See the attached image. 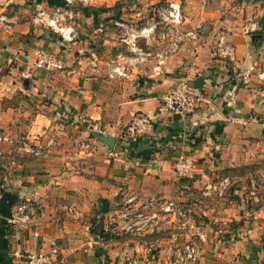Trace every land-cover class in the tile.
Here are the masks:
<instances>
[{"label":"crops","instance_id":"0c3cea01","mask_svg":"<svg viewBox=\"0 0 264 264\" xmlns=\"http://www.w3.org/2000/svg\"><path fill=\"white\" fill-rule=\"evenodd\" d=\"M57 1L0 0L11 24L0 25V137L10 139L0 142V209L21 199L31 205L30 220L19 227L0 214V264H25L28 251L48 253L50 264H121L125 239L147 243L137 264H176V252L191 240L199 252L186 264H264V83L241 77L264 49L261 32L251 30L263 24L264 0H180L183 27L198 40L169 56L161 73H153L150 60L132 67L127 79L103 68L126 52L116 22L144 24L153 18L152 5L165 0L72 6L83 55L31 22L36 8ZM222 37L234 46V58L214 50ZM38 49L60 54L64 70L32 67L27 59ZM95 57L101 64L94 71ZM181 77L201 89V107L182 117L162 112L130 140L134 117L155 113ZM18 135L42 150L21 148ZM181 152L198 164L193 178L175 174ZM224 178L231 184L221 202L205 185ZM254 180L258 202L249 193ZM164 200L181 206L184 226L112 233L121 227L112 218L122 208L162 214Z\"/></svg>","mask_w":264,"mask_h":264},{"label":"built area","instance_id":"2783aa9c","mask_svg":"<svg viewBox=\"0 0 264 264\" xmlns=\"http://www.w3.org/2000/svg\"><path fill=\"white\" fill-rule=\"evenodd\" d=\"M60 1L61 3L36 8L30 15L31 22L34 26L47 28L57 33L64 45L75 44L79 46L77 52L83 55L86 49L84 41L79 37L74 25L71 7L80 4L82 6L89 5L91 0ZM151 12H153V18L144 24L116 22L120 27L119 41L125 47L126 52L103 64L107 76L127 79L132 67L150 60L153 61V73L159 74L162 72L167 58L176 54L185 42L198 40L196 31L187 30L183 27L184 12L180 0H165L163 3H156L152 5ZM0 25L6 30H9L11 26L4 14H0ZM251 30H259L264 39V21L261 27H251ZM141 39L143 43H141ZM214 50L219 56L234 58V46L223 37L218 40ZM27 61L34 68H42L50 72L62 71L66 66V60L60 54L42 49L36 50L33 57L28 58ZM100 64L101 60L96 57L89 60V65L94 71L100 67ZM241 77L244 83L257 80L264 83V49L259 54L258 62L245 68ZM203 99L201 89L192 83L188 77H181L173 88L163 94V101L157 111L153 114H141L139 117H134L133 124L126 129V134L130 140L137 141L138 136L159 120L160 113L169 112L180 117L194 114L201 107ZM229 119L244 122L242 118L232 115L229 116ZM94 128L97 127L94 126ZM9 140L6 135L0 137V142H8ZM17 140L19 146L25 150L34 153H39L42 150L41 145L33 147L24 135H18ZM50 145L51 140L46 144V147ZM197 168L196 160L185 152H181L174 161V170L178 178H193ZM230 184L228 178L210 181L206 183L205 191L207 194L214 192L216 195L222 196L229 189ZM249 193L254 202L260 200L255 180L252 181V188ZM147 205L148 202L145 203L144 207ZM30 206L29 200H18L11 209L10 217L5 218L7 225L19 227L27 223L31 217ZM160 211L162 214L157 211L145 214L139 211H130L128 207H124L112 218L113 222L121 225L112 233L121 236L124 231L138 233L147 228L166 227L170 224L178 227L186 224V213L173 200H164L160 204ZM122 244L117 253V258L121 264H137L138 255L147 245L144 240L130 242L128 239L123 240ZM129 250L132 251V254H129ZM198 252V246L191 240L176 252L175 263H189L196 258ZM22 255V253H17L18 257ZM25 256V264H50L48 253L28 251Z\"/></svg>","mask_w":264,"mask_h":264},{"label":"water","instance_id":"95a60500","mask_svg":"<svg viewBox=\"0 0 264 264\" xmlns=\"http://www.w3.org/2000/svg\"><path fill=\"white\" fill-rule=\"evenodd\" d=\"M96 134H98V133H96ZM98 135H99V136H98L99 139L103 138L102 135H101L100 133H99ZM103 139H104L105 141H108V142H109V140H108L107 137H104ZM110 143H111V141H110ZM10 206H11V204H10ZM10 206H9V208H7L6 206H2V208L0 209V214H1L3 217H5V218L10 217V213H11Z\"/></svg>","mask_w":264,"mask_h":264},{"label":"rangeland","instance_id":"374dc122","mask_svg":"<svg viewBox=\"0 0 264 264\" xmlns=\"http://www.w3.org/2000/svg\"><path fill=\"white\" fill-rule=\"evenodd\" d=\"M35 146H37V145H35ZM35 146L33 145V147H35ZM42 147H43V146H42ZM229 188H230V187H229ZM230 190H231V189H230ZM227 194H229V189H227V191H226V193H224V195L219 196L221 202L225 201V198H226L227 196H229V195H227Z\"/></svg>","mask_w":264,"mask_h":264},{"label":"trees","instance_id":"16d2710c","mask_svg":"<svg viewBox=\"0 0 264 264\" xmlns=\"http://www.w3.org/2000/svg\"><path fill=\"white\" fill-rule=\"evenodd\" d=\"M57 3H61V1H59V2L57 1V2H55L54 4H57ZM4 223H5V220H4Z\"/></svg>","mask_w":264,"mask_h":264}]
</instances>
